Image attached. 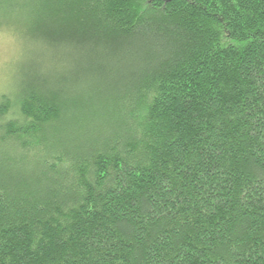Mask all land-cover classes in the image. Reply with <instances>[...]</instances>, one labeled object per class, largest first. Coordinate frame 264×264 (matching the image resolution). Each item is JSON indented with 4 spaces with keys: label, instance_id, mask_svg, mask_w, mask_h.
Here are the masks:
<instances>
[{
    "label": "trees",
    "instance_id": "16d2710c",
    "mask_svg": "<svg viewBox=\"0 0 264 264\" xmlns=\"http://www.w3.org/2000/svg\"><path fill=\"white\" fill-rule=\"evenodd\" d=\"M22 1L0 264H264V0Z\"/></svg>",
    "mask_w": 264,
    "mask_h": 264
},
{
    "label": "rangeland",
    "instance_id": "374dc122",
    "mask_svg": "<svg viewBox=\"0 0 264 264\" xmlns=\"http://www.w3.org/2000/svg\"><path fill=\"white\" fill-rule=\"evenodd\" d=\"M16 6V7H15ZM36 11L24 6L22 0H0V61H4L9 67V75L0 82V95L3 93L14 92L16 85L21 81V72L31 61L40 49H35L38 43L31 39L27 29L32 23ZM7 26L14 28L5 35ZM49 55V51H45ZM45 71L64 69L65 64L62 61H56L57 65L50 57H44ZM11 113H7L8 119ZM3 118V117H2Z\"/></svg>",
    "mask_w": 264,
    "mask_h": 264
},
{
    "label": "clouds",
    "instance_id": "9594fccd",
    "mask_svg": "<svg viewBox=\"0 0 264 264\" xmlns=\"http://www.w3.org/2000/svg\"><path fill=\"white\" fill-rule=\"evenodd\" d=\"M5 27V26H0ZM14 28V26H7L5 29V35L8 34L9 31H11ZM9 67L4 61H0V82H3L7 76L9 75Z\"/></svg>",
    "mask_w": 264,
    "mask_h": 264
}]
</instances>
